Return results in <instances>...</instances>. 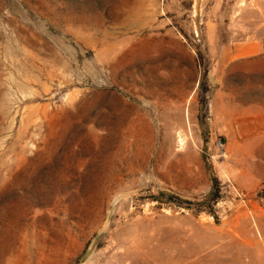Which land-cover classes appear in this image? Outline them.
<instances>
[{"label": "rangeland", "instance_id": "374dc122", "mask_svg": "<svg viewBox=\"0 0 264 264\" xmlns=\"http://www.w3.org/2000/svg\"><path fill=\"white\" fill-rule=\"evenodd\" d=\"M0 264H264V0H0Z\"/></svg>", "mask_w": 264, "mask_h": 264}, {"label": "crops", "instance_id": "0c3cea01", "mask_svg": "<svg viewBox=\"0 0 264 264\" xmlns=\"http://www.w3.org/2000/svg\"><path fill=\"white\" fill-rule=\"evenodd\" d=\"M253 47H254V46L250 47V49H251V50H254V48H253ZM257 47L259 48V45H258V46H256V48H257ZM258 48H257V50H258Z\"/></svg>", "mask_w": 264, "mask_h": 264}, {"label": "trees", "instance_id": "16d2710c", "mask_svg": "<svg viewBox=\"0 0 264 264\" xmlns=\"http://www.w3.org/2000/svg\"><path fill=\"white\" fill-rule=\"evenodd\" d=\"M210 197H211V198H213V196H212V195H209L207 198L209 199ZM205 200H206V199H205Z\"/></svg>", "mask_w": 264, "mask_h": 264}, {"label": "bare ground", "instance_id": "6f19581e", "mask_svg": "<svg viewBox=\"0 0 264 264\" xmlns=\"http://www.w3.org/2000/svg\"><path fill=\"white\" fill-rule=\"evenodd\" d=\"M35 81V80H34ZM47 88V87H46ZM48 89V88H47ZM29 91V90H28ZM25 94V93H24ZM30 95V94H29ZM25 96V95H24ZM23 97V96H22Z\"/></svg>", "mask_w": 264, "mask_h": 264}]
</instances>
